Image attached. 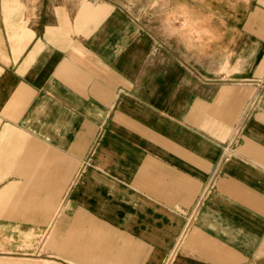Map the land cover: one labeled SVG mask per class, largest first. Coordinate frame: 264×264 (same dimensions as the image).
I'll use <instances>...</instances> for the list:
<instances>
[{
	"label": "crops",
	"instance_id": "crops-1",
	"mask_svg": "<svg viewBox=\"0 0 264 264\" xmlns=\"http://www.w3.org/2000/svg\"><path fill=\"white\" fill-rule=\"evenodd\" d=\"M148 2L146 27L0 0L3 236L37 264H264V0Z\"/></svg>",
	"mask_w": 264,
	"mask_h": 264
},
{
	"label": "rangeland",
	"instance_id": "rangeland-1",
	"mask_svg": "<svg viewBox=\"0 0 264 264\" xmlns=\"http://www.w3.org/2000/svg\"><path fill=\"white\" fill-rule=\"evenodd\" d=\"M34 1V0H33ZM39 1V0H37ZM120 1L121 4H123L125 9H128L130 12L137 13L138 11L143 15L142 12H147L149 7H154L156 2H148V0H116ZM165 18H159L157 20V26L159 28H162L161 23L164 22ZM142 22L146 25V27H149L150 23L154 24L153 19H151L148 15L142 16ZM5 225L2 224L0 221V264H37L36 258L33 257L32 259H26V256L21 255L20 252H26L25 250H15V247H19L18 240L19 237H11L14 239V242L9 240V237H4V233H10V229L6 226L7 229H3ZM28 243L32 244L31 250H28L29 253H34L35 244L33 237H28ZM10 243V244H9ZM10 248L12 250V254L7 253L5 254V251H10Z\"/></svg>",
	"mask_w": 264,
	"mask_h": 264
}]
</instances>
